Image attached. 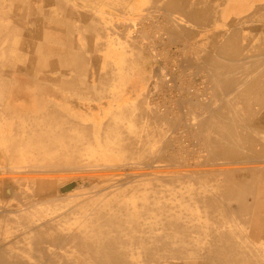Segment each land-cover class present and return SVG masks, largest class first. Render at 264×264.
Here are the masks:
<instances>
[{
  "label": "rangeland",
  "instance_id": "374dc122",
  "mask_svg": "<svg viewBox=\"0 0 264 264\" xmlns=\"http://www.w3.org/2000/svg\"><path fill=\"white\" fill-rule=\"evenodd\" d=\"M24 2L31 11L50 3L46 0ZM100 7L88 0V9ZM12 9L11 5L0 6V28L4 29L3 34L0 30V70H5L3 63L12 67L13 63H19L28 66V73L36 78L30 88L35 95L30 105L9 101L8 92L0 91V177L3 176L0 178V257L6 251L11 261L19 259L23 264H103L100 246L112 243L107 246V251H113L116 243L115 251L118 248L124 255L120 258L124 262L120 264H212L207 261V255L213 253L209 246L214 240L212 245L219 247V255L224 253L225 257L241 258L235 264H264V161L253 162L255 158L250 160L244 148L237 149L239 153L235 152L236 148H216L226 144V140L218 138L225 127L228 131L234 130L238 141L247 137L252 143L260 140L264 145V133L256 130L257 114L259 111L264 114V99H252L246 108L241 89L235 93L215 89L208 77L197 75L195 71L180 77L177 69L189 67V63L172 53L169 59L159 56L153 60L154 74L143 92H134L127 86H118L119 91L114 87L106 92H73L67 86L71 78L78 76L72 75L71 68H68L71 64L67 57L73 43L70 44L66 30L68 27L77 28L81 13H70L68 21L63 19L62 12H45L44 17L39 12L35 23L24 19L19 21V37L14 43L7 44L3 41L11 32L6 28L14 27L15 21L2 13L12 14ZM83 14H87L90 20L102 18L101 13L94 10ZM38 19H44L46 26L38 28ZM48 23L55 28L47 27ZM262 27L264 33V18ZM155 40L162 50L161 42H165V37L159 34ZM263 41L264 35L261 44L253 45L256 53L248 54L243 66L254 67L256 63L264 67ZM9 47H18V50L4 57L1 50ZM251 56L255 57L253 61ZM82 62L85 69L82 75L94 68H105L100 60ZM11 65L7 71H12ZM2 72L0 78L4 75ZM65 72H69L66 77ZM170 74L175 78L177 88L192 86L194 97L191 100L185 98L183 91L180 94L165 83V77ZM81 78L89 80V77ZM90 78L96 82V75ZM27 79L29 77L22 78V82L27 83ZM180 96H184L181 106L177 103ZM218 110L224 111L221 116ZM51 111L59 113L52 116ZM41 124L45 128H40L43 127ZM35 138H38L37 143ZM58 140L60 144H56ZM48 142L52 143L51 146ZM48 149L52 150L51 154ZM256 149L260 151L261 147L258 145ZM72 158L74 161L70 160ZM227 176L237 183H244L249 191L243 194V198L250 209H246L247 213L242 216L237 213L240 211L239 202L226 195L225 184L230 182ZM65 188H68L66 193ZM170 219H173L172 223ZM178 225L180 230H177ZM188 225L192 227L187 229ZM158 240H162L161 245ZM224 240L235 242L237 247L232 250L233 254L227 253L228 250L221 251L223 242L224 245L227 242ZM159 248L163 251L159 252ZM182 248L186 249L185 256L174 258L171 250ZM193 253L198 255L193 256ZM161 255L167 258L158 263ZM108 259H113L111 251Z\"/></svg>",
  "mask_w": 264,
  "mask_h": 264
},
{
  "label": "crops",
  "instance_id": "0c3cea01",
  "mask_svg": "<svg viewBox=\"0 0 264 264\" xmlns=\"http://www.w3.org/2000/svg\"><path fill=\"white\" fill-rule=\"evenodd\" d=\"M90 1L101 7L88 9V0H50L48 6L39 5L36 9L41 16H44L45 12L53 14L62 12L63 19L68 21L70 13H81L77 28L68 27L66 30L70 44L73 43L67 57V61L71 64L68 68H71L72 75L78 76L74 79L69 78L71 84H68V87L73 92L90 90L106 92L114 87L119 91L118 86L121 88L127 86L137 93L143 92L148 88L151 76L154 74L153 60L159 56L169 59L170 53L189 63V67L178 68L179 71L181 70V73L178 71L180 77L183 76L182 74L187 76L195 71L197 75L208 77V82L210 81L215 89L225 92L229 89L228 93L232 90L245 89L241 82L242 77L264 74L261 71L257 72L260 66L256 63L254 67L243 66L244 60L247 62L246 56L256 51L252 46L262 43L264 0ZM195 4L197 8L194 7ZM87 10L98 11L102 18L90 20L87 14H83ZM190 16L192 20L187 18ZM38 20V28L46 26L44 20ZM48 26L55 28L51 23H48ZM159 34L165 37V42H161L163 51L156 45L158 42L155 38ZM251 58L252 61L255 59L254 56ZM82 60H100L105 68H94L82 75L85 70ZM67 73L69 72H65V77ZM92 75H96V82H92L90 78ZM81 77H89V80H82ZM73 87L78 89L75 90Z\"/></svg>",
  "mask_w": 264,
  "mask_h": 264
},
{
  "label": "bare ground",
  "instance_id": "6f19581e",
  "mask_svg": "<svg viewBox=\"0 0 264 264\" xmlns=\"http://www.w3.org/2000/svg\"><path fill=\"white\" fill-rule=\"evenodd\" d=\"M25 0H0V6H6V5H11V6H13V9H12V11H11V13L12 14H10V13H2V14H6V15H8V16H11V18L15 21V24H14V27L13 26H11V28L10 29H7L6 28V30H8L9 32H11L10 34H8V36L6 37V39L3 41V42H6L7 44L9 43H14V41L15 40H17V37H19V35H18V33H19V30L21 29L20 28V26H19V21H21V22H23V19L25 20V21H29V20H31V21H33L34 23L37 21V18L39 17V11H34L33 9H32V11L31 10H29V8L28 7H25L24 6V4H25V2H24ZM35 3H37L38 1H40V0H33ZM47 2H50V0H46ZM7 2V3H6ZM158 2V1H157ZM164 2H166V1H164ZM206 2V1H205ZM207 2H209V1H207ZM179 3H181V2H179ZM214 3H215V1H214ZM226 3V2H225ZM161 4H162V1H161ZM165 4V3H164ZM190 4V3H189ZM204 4V3H203ZM212 4V3H211ZM163 5V4H162ZM205 5H206V3H205ZM214 5V4H213ZM150 6V5H149ZM190 6V5H189ZM196 6V4L194 5V7ZM199 6V5H198ZM200 6H201V4H200ZM181 7V6H180ZM215 7V6H214ZM178 8V7H177ZM189 8V7H188ZM195 8H197V7H195ZM199 8V7H198ZM170 9V8H169ZM148 10V9H147ZM177 10V9H176ZM184 10V9H183ZM170 11V10H169ZM171 12V11H170ZM180 12V11H179ZM185 12L187 13V11L185 10ZM190 12V11H189ZM201 13V12H200ZM171 14V13H170ZM184 14V13H183ZM194 14V13H193ZM249 14V13H248ZM1 15V14H0ZM32 15V17H30ZM181 15V14H180ZM188 15H191V14H188ZM194 15H196V14H194ZM44 17V16H43ZM192 16H190V17H187V18H191ZM10 18V17H9ZM45 19V18H44ZM43 19V20H44ZM150 19V18H149ZM207 19V18H206ZM191 20H192V18H191ZM235 21V20H234ZM191 22H193V21H191ZM204 22V21H203ZM202 22V23H203ZM233 22V21H232ZM202 23H201V25H202ZM205 23V22H204ZM181 24V23H180ZM177 26V25H176ZM196 26H198V25H196ZM199 27V26H198ZM202 27V26H201ZM238 27V26H237ZM241 27V26H240ZM173 29V28H172ZM177 29V28H176ZM178 29H180V28H178ZM0 30L2 31V33H1V31H0V33L1 34H3L4 33V29L1 27L0 28ZM12 30V31H11ZM181 30V29H180ZM190 30V29H189ZM195 30V29H194ZM14 31V32H13ZM190 31H192V30H190ZM227 31V30H226ZM231 31V30H230ZM195 32V31H194ZM193 32V33H194ZM213 32V31H212ZM211 32V33H212ZM170 33V32H169ZM192 33V32H191ZM257 33V32H256ZM200 34V33H199ZM198 34V35H199ZM258 34V33H257ZM189 35H190V32H189ZM188 35V36H189ZM209 35V34H208ZM193 36V35H192ZM191 36V37H192ZM222 36H224V35H222ZM260 36V35H259ZM182 37H183V35H182ZM194 37V36H193ZM50 38V37H49ZM190 38V37H189ZM195 38H196V34H195ZM194 38V39H195ZM207 38H209V37H207ZM249 38V37H248ZM260 38V37H259ZM51 39H52V37H51ZM184 39V38H183ZM256 39V38H255ZM184 40H186V39H184ZM203 40V39H202ZM206 40V39H205ZM188 41H189V39H188ZM220 41V40H219ZM223 41V40H222ZM226 41V40H225ZM51 42V41H50ZM65 42V41H64ZM227 42V41H226ZM243 42V41H242ZM248 42V41H247ZM264 42V41H263ZM221 43V42H220ZM257 43V42H256ZM243 44V43H242ZM245 44V43H244ZM253 44V43H252ZM251 44V45H252ZM259 44V43H258ZM12 45V44H11ZM255 45V44H254ZM224 46V45H223ZM186 47V46H185ZM205 47H206V45H205ZM213 47V46H212ZM253 47L254 46H252V49H253ZM207 48V47H206ZM249 48V47H248ZM254 48H256V46L254 47ZM213 49H214V47H213ZM250 49V48H249ZM252 49L250 50V51H252ZM17 51L18 50V47H16V49L15 48H13V47H9V48H4V49H2L1 51H3V53H4V57H6L7 56V53H9V52H13V51ZM207 50V49H206ZM209 51V50H208ZM244 51V50H243ZM255 51V50H254ZM257 52H258V49H257ZM210 53V52H209ZM255 53H256V51H255ZM246 54V53H245ZM244 54V55H245ZM10 55V54H9ZM18 55V54H17ZM217 55V54H216ZM216 55H214V56H216ZM264 55V54H263ZM185 56V55H184ZM256 56V55H255ZM10 58H11V55L9 56ZM181 57V56H180ZM243 57V56H242ZM220 58V57H219ZM240 58V57H239ZM248 58V57H247ZM4 59V58H3ZM223 59V58H222ZM241 59V58H240ZM12 60V59H11ZM239 60V59H238ZM248 60V59H247ZM225 61H227L226 59H225ZM245 61V60H244ZM3 62V61H2ZM203 62H204V60H203ZM233 62H235V61H233ZM239 63V62H238ZM4 64V67H5V70H0V71H3L2 73H4V75L0 78V91H3V92H8V95H10V100L9 101H13L14 100V102H17V101H19V102H21V103H24V104H32V100H33V98H35V95L33 94V89H30V88H33V78H36V76H32L33 74H30V73H28V68H26V67H28V66H23V64H19V63H13V66L14 67H12V65L11 64H9V63H3ZM31 64V63H30ZM11 65V68H12V71H7L8 69H10L9 68V66ZM213 65V64H212ZM247 65V64H246ZM258 65V64H257ZM194 66V65H193ZM208 66V65H207ZM40 67V66H39ZM78 67H80V66H78ZM201 67V66H200ZM209 67V66H208ZM246 67V66H245ZM211 68V67H210ZM247 68H249V67H247ZM247 68H245V69H247ZM177 69V68H176ZM207 70H208V68H206ZM24 70H26V71H24ZM242 70V69H241ZM177 71H179L178 69H177ZM184 71V70H183ZM251 71V70H250ZM249 71V72H250ZM259 71H261L262 73H264V67L262 66V67H260V69H257V72H259ZM180 73H181V70L179 71ZM246 72V71H245ZM252 72V71H251ZM166 73V72H165ZM244 73V72H243ZM254 73H255V71H254ZM254 73H252V74H254ZM225 74H226V72H225ZM236 74H237V72H236ZM249 74V73H248ZM247 74V75H248ZM163 75V74H162ZM171 75V74H170ZM183 75V74H182ZM224 75V74H223ZM216 76V75H215ZM232 76V75H231ZM237 76H238V74H237ZM240 76V75H239ZM24 77H29V80L27 79V83H23L22 82V78H24ZM211 77V76H210ZM253 77V78H252ZM252 77L251 76H246V77H242V79H241V82H242V85H243V88H245L244 90H242V92L240 91V93H244V96H245V107L247 108V107H249L247 104L252 100V99H254V101H261V100H263L264 99V88L262 87L263 85H264V74L263 75H252ZM11 78V79H10ZM13 78H14V80H13ZM177 78V77H176ZM218 78V77H217ZM226 78H228V77H226ZM252 78V79H251ZM42 79V78H41ZM174 77H172V75L171 76H166L165 77V83H167V84H169L170 86H171V88H173L174 89V91L175 90H177V91H180V94H181V92L183 91V93H186V96H185V98L189 101V100H191V97H194V93H193V90H192V86L191 87H189L188 89H186V88H177L178 86H177V84H174L175 83V81H174ZM209 79V78H208ZM211 79V78H210ZM219 79V78H218ZM43 80V79H42ZM232 81H233V79H232ZM250 81H253L252 83H250ZM68 82V81H67ZM210 82V81H209ZM73 83V82H72ZM78 83V82H77ZM211 83V82H210ZM215 83V82H214ZM219 82H217V84H218ZM230 83V82H229ZM69 84H71V83H69ZM233 84V83H232ZM236 84V83H235ZM74 85V84H73ZM71 86V85H70ZM235 86V85H234ZM239 86V85H238ZM68 87V86H67ZM197 87V86H196ZM220 87H221V85H220ZM229 87V86H228ZM73 88H76V87H73ZM230 88V87H229ZM235 88V87H234ZM186 89V90H185ZM194 89H196V88H194ZM232 89H233V86H232ZM196 90H198V89H196ZM201 90V89H200ZM238 90V89H237ZM228 91H229V89H228ZM227 91V92H228ZM233 91V90H232ZM225 92V91H224ZM223 92V93H224ZM234 92V91H233ZM236 92V91H235ZM234 92V93H235ZM170 93V92H169ZM173 93V92H172ZM239 93V92H238ZM0 94H1V92H0ZM5 95V94H4ZM3 95V96H4ZM7 94H6V96L7 97H9ZM172 95V94H171ZM171 95H169V96H171ZM225 95V94H224ZM236 95H238V94H236ZM241 95V94H240ZM1 96V95H0ZM162 96H163V94H162ZM165 96H166V94H165ZM216 96V95H215ZM222 96V95H221ZM232 96H233V94H232ZM231 96V97H232ZM235 96V95H234ZM5 97V96H4ZM183 97L184 96H180L177 100V103L179 104V106H181L182 105V102L184 101V99H183ZM223 97V96H222ZM216 98V97H215ZM220 98V97H219ZM235 98V97H234ZM238 98V97H237ZM241 98V97H240ZM4 99V98H3ZM2 99V100H3ZM165 99V98H164ZM230 99V98H229ZM166 100L168 101V99L166 98ZM170 100V99H169ZM226 100V99H225ZM224 100V101H225ZM231 100V99H230ZM165 101V100H164ZM227 101V100H226ZM158 102V101H157ZM175 102V101H174ZM218 102H219V100H218ZM235 102V101H234ZM238 102H239V98H238ZM20 103V104H21ZM171 103V102H170ZM178 104H176L177 106H178ZM211 104V103H210ZM228 104V103H227ZM3 105V104H2ZM41 105V104H40ZM167 105V104H166ZM221 105V104H220ZM239 105V104H238ZM241 105V104H240ZM157 106V105H156ZM173 106H175V105H173ZM176 106V107H177ZM212 106V105H211ZM229 106H230V104H229ZM234 106V108H235V104L233 105ZM172 107V106H171ZM224 107H226V106H224ZM223 107V108H224ZM242 107V106H241ZM244 107V108H245ZM257 107V106H256ZM28 108V107H27ZM232 109V108H231ZM235 109H237V108H235ZM35 110V109H34ZM213 110V109H212ZM246 110V109H245ZM5 111V110H4ZM156 111V110H155ZM211 111V110H210ZM237 111H238V109H237ZM240 111H242V110H240ZM262 111V110H261ZM56 111H51L50 113L52 114V116H53V113H55ZM152 112V111H151ZM221 110L219 111L218 110V114L220 115L221 114ZM224 112V111H223ZM222 112V113H223ZM229 112V111H228ZM235 112H236V110H235ZM239 112V111H238ZM245 112V111H244ZM1 114H2V112H0ZM4 113H6V112H4ZM57 114L59 113V112H56ZM142 113V112H141ZM154 113V112H153ZM199 113V112H198ZM231 113V112H230ZM247 113V112H246ZM49 114V113H48ZM48 114H47V117H48ZM152 114V113H151ZM202 114H204V113H202ZM201 114V115H202ZM232 114V113H231ZM230 114V115H231ZM237 114V113H236ZM28 115V114H27ZM26 115V116H27ZM152 115H154V114H152ZM197 116H198V114H196ZM211 115V114H210ZM212 115H213V113H212ZM222 115V114H221ZM220 115V116H221ZM229 115V116H230ZM257 115H259V121L257 122V124H256V130L258 131L257 133H264V127H263V122H264V114H262L260 111H259V113L257 114ZM4 116H6L5 114H4ZM158 116V115H157ZM156 116V117H157ZM247 116V115H246ZM2 117H3V115H2ZM7 117V116H6ZM15 117V116H14ZM37 117H38V115H37ZM199 117V116H198ZM215 117V116H214ZM237 117H239L240 118V115L239 116H237ZM248 117V116H247ZM49 118V117H48ZM3 119V118H2ZM27 119H29V116H28V118ZM33 119V118H32ZM150 119V118H149ZM154 119V118H153ZM157 119V118H156ZM192 119H194V118H192ZM209 119V118H208ZM218 119V118H217ZM17 120V119H16ZM24 120H25V118H24ZM36 120H38V118H36ZM48 120V119H47ZM47 120H46V122H47ZM158 120H160V119H158ZM229 120V119H228ZM240 120V119H239ZM238 120V121H239ZM26 121V120H25ZM29 121V120H28ZM51 121V120H50ZM151 121H152V119H151ZM154 121V120H153ZM152 121V122H153ZM161 121V120H160ZM194 121V120H193ZM219 121V120H218ZM217 121V122H218ZM222 121V120H221ZM226 121V120H225ZM231 121V120H230ZM243 121V120H242ZM241 121V122H242ZM244 121H246V120H244ZM15 122V121H14ZM18 122V121H17ZM32 122H34V120L32 121ZM36 122V121H35ZM45 121L43 122V123H46ZM202 122V121H201ZM232 122V121H231ZM2 123V122H1ZM150 123V122H149ZM194 123V122H193ZM208 123V122H207ZM206 123V124H207ZM253 123V122H252ZM3 124V123H2ZM154 124V123H153ZM166 124V123H165ZM195 124V123H194ZM203 124V123H202ZM222 124V123H221ZM231 124H233V123H231ZM244 124V123H243ZM4 125V124H3ZM18 125H19V123H18ZM21 125V124H20ZM19 125V126H20ZM31 125V124H30ZM42 125V124H41ZM44 125V124H43ZM42 125V126H43ZM149 125V124H148ZM198 125V124H197ZM196 125V126H197ZM204 126H205V123L203 124ZM247 125V121L245 122V126ZM37 126V125H36ZM208 126V125H207ZM224 126V125H223ZM230 126V125H229ZM229 126H227L228 127V129H229ZM13 127H14V125H13ZM25 127V126H24ZM40 127V126H39ZM149 127V126H148ZM199 128H200V126H198ZM225 127V126H224ZM244 127V126H243ZM40 128H45L44 126L43 127H40ZM154 128V127H153ZM199 128H197V130L199 129ZM210 128V127H209ZM215 128H217V127H215ZM241 128V127H240ZM30 129H31V127H30ZM56 129V128H55ZM156 129V128H155ZM214 129V128H213ZM243 129V128H242ZM252 129V128H251ZM263 129V130H262ZM50 130V129H49ZM57 130V129H56ZM55 130V131H56ZM227 128L225 127V129H222L220 132H221V136L218 134V138H220V139H222L223 141H225L226 140V144L225 145H221V143L223 142L222 140V142L220 143V145H221V147H216V148H220V149H227V148H231V149H233V148H236L235 149V152H237V153H239L238 151H239V149H241V148H244V149H246V151H248V153H246L247 155H249L250 157H251V159L250 160H253V158H255V160L253 161V162H258V161H260V160H262V161H264V145L263 144H261V142H260V140H257V141H255V143H252L251 142V140H247V137H244V138H242V140L241 141H238L237 140V138L238 137H236L235 136V132H234V130L231 128V130L229 129V131L227 130ZM33 132H34V130H32ZM42 131V130H41ZM52 131V130H51ZM153 131V130H152ZM213 131V130H212ZM216 131H219V130H216ZM240 131V130H239ZM29 132V131H28ZM45 132V131H44ZM151 132V131H150ZM156 132H157V130H156ZM21 133V132H20ZM20 133H18V134H20ZM26 133V132H25ZM36 133H38L37 131H36ZM198 133V132H197ZM213 133H216V132H213ZM237 133V132H236ZM245 133H246V131H245ZM3 134V133H2ZM30 134V133H29ZM39 134V133H38ZM38 134L36 135V137L38 136ZM51 134V133H50ZM156 134V133H155ZM217 134V133H216ZM253 134H254V131H253ZM17 135V134H16ZM43 135V134H42ZM46 135V134H45ZM44 135V136H45ZM49 135V134H48ZM47 135V136H48ZM202 135V134H201ZM211 135V134H210ZM1 136V135H0ZM3 136V135H2ZM12 136V135H11ZM19 136V135H18ZM46 136V137H47ZM216 136V135H215ZM260 136V135H259ZM9 138H10V136H8ZM34 137V136H33ZM39 137H40V135H39ZM53 137V136H52ZM202 137V136H201ZM205 137V136H204ZM207 137V136H206ZM205 137V138H206ZM243 137V136H242ZM5 138V137H4ZM7 138V137H6ZM42 138H43V136H42ZM48 138V137H47ZM129 138V137H128ZM212 138V137H211ZM8 139V138H7ZM12 139L14 140L15 138H13L12 137ZM36 139H38V138H35V143H37L36 142ZM40 139H41V137H40ZM39 139V140H40ZM135 139V138H134ZM213 139V138H212ZM215 139V138H214ZM239 139V138H238ZM262 139H264V138H262ZM16 140V139H15ZM18 140H20V138L18 139ZM43 140V139H42ZM46 140V139H45ZM48 140H50V137L48 138ZM208 140V139H207ZM11 141V140H10ZM33 141V140H32ZM56 141V140H55ZM209 141H211V140H209ZM264 141V140H263ZM20 142V141H19ZM39 142H41V141H39ZM38 142V143H39ZM215 142V141H214ZM220 142V141H219ZM49 143V142H48ZM51 143V142H50ZM50 143H49V146H51L50 145ZM7 144H9V142H7ZM20 144V143H19ZM24 144L25 143H22V145L24 146ZM28 144V143H27ZM45 144H46V142H45ZM52 144V143H51ZM56 144H60L59 143V140H58V143L56 142ZM129 144V143H128ZM211 144L214 146V144L211 142ZM219 144V143H218ZM18 145V144H17ZM42 145H44L43 143H42ZM42 145H40V147L42 146ZM130 145V144H129ZM260 146L261 147V150L260 151H258L256 148H257V146ZM20 146V145H19ZM18 146V147H19ZM30 146H33V144L31 145L30 144ZM38 146V145H37ZM36 146V147H37ZM206 146H207V144H206ZM8 147L10 148L11 146H9L8 145ZM13 147V146H12ZM137 147V146H136ZM141 147V146H140ZM140 147H139V149H140ZM215 147V146H214ZM28 148V147H27ZM33 148V147H32ZM38 149H37V151L39 150L40 151V149H39V147H37ZM47 148V147H46ZM203 148H205V147H203ZM34 149V148H33ZM42 149H44V147L42 148ZM52 149V148H51ZM136 149V148H135ZM139 149H138V151L137 152H139ZM146 149V148H145ZM144 149V150H145ZM213 149V148H212ZM238 149V151H236ZM5 150H6V148H5ZM17 150V149H16ZM45 150V149H44ZM49 150V149H48ZM206 150H207V148H206ZM242 150V149H241ZM50 151V150H49ZM52 151V150H51ZM51 151H50V154H51ZM134 149L132 150V152H133V154H134ZM217 151V150H216ZM221 151V150H220ZM3 152V151H2ZM12 152V151H11ZM140 152H141V149H140ZM218 152V151H217ZM6 153V152H5ZM32 153V152H31ZM34 153V152H33ZM35 153H37V152H35ZM40 153V152H39ZM44 153H45V151H44ZM48 153V152H47ZM47 153H46V155H47ZM53 153V152H52ZM74 153V152H73ZM231 153V152H230ZM7 154V153H6ZM38 154V153H37ZM41 154V153H40ZM54 155H56L55 153H53ZM137 154V153H136ZM142 154V153H141ZM212 154V153H211ZM216 154V153H215ZM217 154H219V152L217 153ZM226 154H228V153H222V155H226ZM13 155V154H12ZM20 156V154L18 155V157ZM58 156V155H57ZM72 156V155H71ZM16 157V156H15ZM50 157V156H49ZM52 157V156H51ZM66 157V156H65ZM226 157V156H225ZM4 158V157H3ZM37 158V157H36ZM53 158H54V156H53ZM69 158V157H68ZM74 158V157H73ZM70 159V160H73L74 161V159ZM78 158L80 159V157H79V154H78ZM211 158V157H210ZM8 159V158H7ZM2 160V159H1ZM45 160V159H44ZM49 160V159H48ZM50 160H51V158H50ZM214 160V159H213ZM221 160V159H220ZM46 161V160H45ZM81 161V160H80ZM206 161H208V160H206ZM211 161V160H210ZM227 161V160H226ZM231 161V160H230ZM235 161H237V160H235ZM240 161V160H239ZM248 161V160H247ZM18 162H19V160H18ZM56 162H58V161H56ZM71 162V161H70ZM78 162V161H77ZM252 162V163H253ZM3 163H4V161H3ZM6 163V162H5ZM68 163V162H67ZM223 163V162H222ZM225 163V162H224ZM238 163V162H237ZM242 163V162H241ZM246 163V162H245ZM61 164V163H60ZM210 164V163H209ZM217 164H219V163H217ZM229 164H231L230 162H229ZM215 165V164H214ZM224 165V164H223ZM261 165V164H260ZM263 165V164H262ZM2 166V165H1ZM5 167H6V165H4ZM67 166V165H66ZM228 166V165H227ZM233 166V165H232ZM234 166H236V165H234ZM237 166H239V165H237ZM241 166V165H240ZM248 166V165H247ZM226 167V166H225ZM250 167V166H249ZM248 167V168H249ZM7 168H8V166H7ZM229 168H231V167H229ZM234 168V167H233ZM251 168H255V167H251ZM220 169H222V168H220ZM4 170V169H3ZM5 170H7V169H5ZM10 171V170H9ZM148 171V170H147ZM224 171H226V170H224ZM232 171V170H231ZM243 171V170H242ZM7 173V172H6ZM41 173V172H40ZM65 173H67V172H65ZM70 173V172H69ZM68 173V174H69ZM1 174V173H0ZM15 174V173H14ZM35 174H37V173H34V175ZM261 174V173H260ZM259 174V175H260ZM32 175V174H31ZM50 175H52V174H50ZM55 175V174H54ZM59 175V174H58ZM67 175V174H66ZM239 175H240V173H239ZM3 177V176H2ZM2 177H0V178H2ZM24 177V176H23ZM228 177V179L227 180H229L230 182H228L229 184H225L226 185V195L228 196V198L229 199H231V198H233V199H235V200H237L238 202H239V204H240V211H238L237 213L239 214V216H242V215H244V214H246L247 213V210L246 209H250V207L248 206V205H246V203H245V199L243 198V194L244 193H248L249 191H246V189H247V186L244 184V183H237L236 181H233V179H231L230 178V176H227ZM48 178V177H47ZM54 178V177H53ZM177 178V177H176ZM226 178V177H225ZM65 179V178H64ZM59 181V180H58ZM81 181V180H80ZM79 181V182H80ZM224 183H225V181L224 180H222ZM2 182V181H1ZM83 182V181H82ZM157 182H158V180H157ZM173 182V181H172ZM259 182V181H258ZM10 183H11V181H10ZM10 183H9V185H10ZM59 183V182H58ZM57 183V184H58ZM5 184V183H4ZM7 184H8V182H7ZM71 184V183H70ZM69 184V185H70ZM85 184H87V183H85ZM255 184V183H254ZM11 185H13V184H11ZM68 185V184H67ZM68 185V186H69ZM78 186H79V184H77ZM91 185V184H90ZM89 185V186H90ZM163 185V184H162ZM166 185H168V184H165V186ZM251 185V184H250ZM6 186V185H5ZM73 186V185H72ZM71 186V187H72ZM78 186H74V187H78ZM161 186V185H160ZM73 187V188H74ZM80 187V186H79ZM157 187H159L158 185H157ZM251 187V186H250ZM3 188V187H2ZM70 188V187H69ZM73 188H71V189H73ZM75 188V189H76ZM4 189H6L5 187H4ZM9 189V188H8ZM14 189V188H13ZM16 189V188H15ZM60 189V188H59ZM58 189V190H59ZM63 189V188H62ZM66 189H68V188H65V193H66ZM255 189V188H254ZM2 191V190H1ZM6 191V190H5ZM62 190H60V192H61ZM257 192V191H256ZM7 193V192H6ZM12 193V192H11ZM75 193V192H74ZM73 193V194H74ZM5 194V193H4ZM222 194V193H221ZM2 195V194H1ZM64 195V194H63ZM256 195V194H255ZM248 196V195H247ZM250 196V195H249ZM0 197H2V196H0ZM8 198V197H7ZM2 199V198H1ZM166 199V198H165ZM196 199V198H195ZM252 199V198H251ZM263 199H264V197H263ZM262 199V200H263ZM161 200V199H160ZM249 200V199H248ZM65 201V200H64ZM230 201V200H229ZM163 202V201H162ZM197 203V202H196ZM253 203V202H252ZM173 204V203H172ZM149 205V204H148ZM168 205V204H167ZM149 207V206H148ZM167 207V206H166ZM175 207L177 208V206L175 205ZM169 208V207H168ZM173 208V207H172ZM152 209V208H151ZM151 209H149V211H151ZM157 209V208H156ZM233 209V208H232ZM153 210V209H152ZM182 210V209H181ZM246 210V211H245ZM156 212H157V210H156ZM167 212V211H166ZM207 213V212H206ZM156 214H158V213H156ZM172 214V213H171ZM183 214V213H182ZM251 214H252V212H251ZM58 215V214H57ZM173 215V214H172ZM185 215V214H184ZM208 215V214H207ZM42 216V215H41ZM55 216V215H54ZM54 216H52V217H54ZM153 218V217H152ZM183 218V216L181 217V219ZM162 220V219H161ZM173 220V219H172ZM171 219H170V222L172 221ZM195 220V219H194ZM164 222H165V219L163 220ZM168 221V220H167ZM175 221V220H174ZM250 221V220H249ZM44 222V221H43ZM140 222V221H139ZM158 222V221H157ZM169 221H168V223H170ZM181 222V221H180ZM179 222V223H180ZM186 222V221H185ZM185 222L184 223H180V225L181 224H185ZM191 222V221H190ZM172 223V222H171ZM171 223L169 224V226L171 225ZM177 223H178V221H177ZM0 224H1V222H0ZM40 224V223H39ZM141 224H142V221H141ZM163 224H165L166 225V223H163ZM175 224V223H174ZM189 224V223H188ZM173 225V224H172ZM182 226H184V225H182ZM191 226V225H190ZM197 226H199L198 224H197ZM181 227V226H180ZM179 225H178V229H177V227H175L177 230H180L179 228ZM187 227V229H188V227H189V225L188 226H186ZM192 227V226H191ZM191 227H189V228H191ZM194 227V226H193ZM200 227H201V225H200ZM173 227H171L170 229H172ZM196 229H197V227H195ZM211 228V227H210ZM166 229V228H165ZM174 229V228H173ZM172 229V230H173ZM174 231V230H173ZM172 231V232H173ZM176 231V230H175ZM198 231V230H197ZM216 231V230H215ZM193 232V231H192ZM221 232V231H220ZM176 233H177V231H176ZM200 233H202V232H200ZM212 233V232H211ZM215 233V232H214ZM225 233V232H224ZM223 233V234H224ZM196 234V233H195ZM201 235V234H200ZM211 235H213V234H211ZM225 235V234H224ZM134 236H135V234H134ZM203 236V235H202ZM213 236H215V237H217L218 235H213ZM220 236V235H219ZM221 236H223L222 234H221ZM138 237V236H137ZM137 237H136V239H137ZM153 237V236H152ZM214 237V238H215ZM225 237H227V235L225 236ZM10 238V240H11V238L12 237H9ZM204 238V237H203ZM210 238H211V236H210ZM212 239H213V237H212ZM225 239V238H224ZM229 239V238H228ZM138 240V239H137ZM208 240V239H207ZM218 241H219V238L217 239ZM221 241L223 240V239H220ZM136 241V240H135ZM177 241V240H176ZM213 241L214 240H212L211 242L213 243ZM215 241H216V239H215ZM224 241H227V240H224ZM137 243H138V241H136ZM135 242V243H136ZM158 242L160 243V245H161V243H162V240H158ZM157 242V243H158ZM227 242H228V244H227ZM227 242H225V245H224V242H223V244H222V242H221V244H222V252L223 251H225V250H228L229 252H227V253H231V254H233L234 253V251H232L234 248H236L237 246H236V244H235V242H233V243H230L229 241H227ZM232 242V241H231ZM8 243V242H7ZM118 243V242H117ZM212 243H211V246H209V250H210V252L212 253L211 255H207V261L208 262H210V263H212V264H235V263H238L240 260H241V258L239 257V256H236V257H234V256H232V255H227L226 257H225V254L223 253L222 255H219L218 254V250H219V247L218 246H215V245H212ZM115 244L116 243H114V245H113V251L111 250V249H109V251H107V246H110V245H112V243H109V244H107L106 245V243H103L101 246H100V255L102 256V259H103V264H120V263H123L124 262V260L123 259H120L121 257H123L124 255H123V253H121L119 250H118V248H117V252L115 251ZM4 250H7L6 249V246H4ZM258 248V247H257ZM244 249V248H243ZM259 249V248H258ZM99 250H97L98 252H99ZM151 250H153V249H151ZM159 252H161V251H163V249L162 248H159V249H157ZM185 248H182V249H173V250H171V252H173L172 254H173V257L174 258H177L178 256H180V257H184L185 256ZM260 250V249H259ZM111 251V253L113 254V259H111V260H109L108 258H109V252ZM154 251V250H153ZM198 253V252H197ZM197 253H193V256H196V255H198ZM107 254H108V256H107ZM10 255L6 252V251H4V253H3V255L0 257V263L1 264H23V262L21 261V260H19V259H16L15 261H11V257H9ZM143 256V255H142ZM188 256V255H187ZM149 257H151V255H149ZM243 257H244V259L245 260H247L246 259V257L243 255ZM136 258H137V256H136ZM166 256L165 255H161L158 259H157V262L158 263H160V261H165L166 260ZM194 258V257H193ZM50 259V258H49ZM106 259H108V261L106 260ZM139 259V258H138ZM137 259V260H138ZM192 259V258H191ZM156 262V261H155ZM259 262V261H258ZM130 264V263H129ZM249 264H251V263H249ZM254 264V263H253Z\"/></svg>",
  "mask_w": 264,
  "mask_h": 264
},
{
  "label": "built area",
  "instance_id": "2783aa9c",
  "mask_svg": "<svg viewBox=\"0 0 264 264\" xmlns=\"http://www.w3.org/2000/svg\"><path fill=\"white\" fill-rule=\"evenodd\" d=\"M168 76H170V75H168Z\"/></svg>",
  "mask_w": 264,
  "mask_h": 264
}]
</instances>
